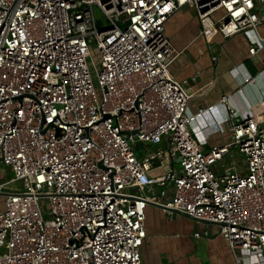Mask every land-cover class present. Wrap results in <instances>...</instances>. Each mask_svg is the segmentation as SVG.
<instances>
[{
  "label": "built area",
  "instance_id": "obj_1",
  "mask_svg": "<svg viewBox=\"0 0 264 264\" xmlns=\"http://www.w3.org/2000/svg\"><path fill=\"white\" fill-rule=\"evenodd\" d=\"M184 8L206 42L264 50V0H0V165L15 175L0 184V264H143L150 205L264 261V123L231 114L225 144L196 142L190 81L170 72L183 52L165 34ZM233 152L243 169L218 173Z\"/></svg>",
  "mask_w": 264,
  "mask_h": 264
},
{
  "label": "crops",
  "instance_id": "obj_2",
  "mask_svg": "<svg viewBox=\"0 0 264 264\" xmlns=\"http://www.w3.org/2000/svg\"><path fill=\"white\" fill-rule=\"evenodd\" d=\"M199 29L197 13L184 8L167 22L165 34L175 49L183 52L171 65L170 72L179 82L190 81L191 132L208 151L229 140L230 134L225 129L231 114L239 119L256 117L264 123V50L258 57L250 58V43L245 36L224 40L219 35L206 42ZM259 30L264 36V25ZM202 109L203 114H199ZM164 148L165 143L151 145L152 150ZM138 156H143V150ZM172 167L179 170L176 163ZM4 169L0 167V184L5 179ZM162 173L160 170L152 175ZM145 225L143 264H264L259 252L242 250L234 255L226 241L216 235L217 226L209 225L213 227L209 231L206 224L176 213L168 215L154 205L147 207ZM195 233L203 235L196 238Z\"/></svg>",
  "mask_w": 264,
  "mask_h": 264
},
{
  "label": "rangeland",
  "instance_id": "obj_3",
  "mask_svg": "<svg viewBox=\"0 0 264 264\" xmlns=\"http://www.w3.org/2000/svg\"><path fill=\"white\" fill-rule=\"evenodd\" d=\"M95 17H96V20H97L99 27H103V28L108 27V24L106 22H102L103 15L98 8H95ZM91 60H93L97 64V66H99V64L101 62V58H100V55H99V52L97 49H93V57L91 58ZM145 148H146V145L141 143V142H138L136 144V149H137L139 155L141 154V151ZM148 148L150 150H152L151 146H148ZM152 148L156 149L157 146H153ZM243 161H244L243 156L237 155V154H235V152H233L231 157L229 156V157L225 158L224 168H222V167L217 168L218 173H229V172H231L233 170L232 164H234L236 167H238L240 169H243ZM0 167L5 168L4 169L5 170V175H4L5 179H3L4 180L3 183L13 182V179L15 178L14 173L9 168H6V167L1 166V165H0ZM219 171H223V172H219ZM17 186H18V184L11 183L6 188L5 191H7V192H18ZM1 209H3V206L1 207ZM205 226H206V229H208L209 231H212V229H213L212 226H209V225H205Z\"/></svg>",
  "mask_w": 264,
  "mask_h": 264
},
{
  "label": "water",
  "instance_id": "obj_4",
  "mask_svg": "<svg viewBox=\"0 0 264 264\" xmlns=\"http://www.w3.org/2000/svg\"><path fill=\"white\" fill-rule=\"evenodd\" d=\"M178 163H180V161H178ZM154 206H156V205H154ZM156 207H158V206H156ZM158 208H160V209H164L163 207H158ZM172 212H173V213H176V214L183 215V216H185V217H187V218H190V219H192V220H195V219H193L192 217H190V216H188V215H186V214L180 213V212H178V211H176V210H172ZM195 221H197V220H195ZM198 222L203 223V224H206V225H211L210 223H208V222H206V221H198Z\"/></svg>",
  "mask_w": 264,
  "mask_h": 264
}]
</instances>
